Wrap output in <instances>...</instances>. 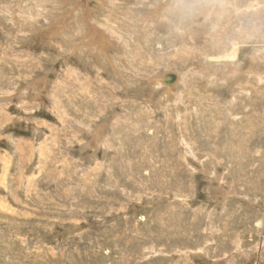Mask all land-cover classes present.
I'll return each instance as SVG.
<instances>
[{"label":"rangeland","instance_id":"1","mask_svg":"<svg viewBox=\"0 0 264 264\" xmlns=\"http://www.w3.org/2000/svg\"><path fill=\"white\" fill-rule=\"evenodd\" d=\"M160 1L0 0V264H264V0Z\"/></svg>","mask_w":264,"mask_h":264},{"label":"bare ground","instance_id":"2","mask_svg":"<svg viewBox=\"0 0 264 264\" xmlns=\"http://www.w3.org/2000/svg\"><path fill=\"white\" fill-rule=\"evenodd\" d=\"M161 7H163L164 9H161ZM172 9L173 8H170L169 6H168V4L164 1V0H162V1H160V3H159V5H157L156 7H155V10H154V12L156 11V12H159V11H161L162 12V17L160 18V19H166V17L169 15V14H171V12H172ZM165 10V11H164ZM201 10V9H200ZM88 18L90 17L89 15L87 16ZM87 18V19H88ZM147 20H148V24H152L153 26H155L156 24H154L155 22H153L152 20H149V17H147L146 18ZM161 21V20H160ZM93 30V29H92ZM94 33H92L93 34V36L91 35L90 36V40L87 42V43H85L83 46H84V49H86L87 48V50H89L90 49V51L91 52H94V53H97V57L98 58H102V59H104V57H106L107 55H106V52H105V42H104V38L100 35L101 34V31L100 30H97V29H94V31H93ZM234 45V50H233V52L230 54V55H226V56H224V59H227V61L228 60H230L231 62H232V60L234 61L235 59H237L238 58V48H237V43L236 44H233ZM83 49V48H82ZM257 59V57H253V60H256ZM169 73H167V74H165L166 75V77H165V75H163V76H161V78L160 79H157V81H155V83H156V85H153V82L151 81L150 83H152V86H154V89H158V88H160V86L162 87L163 85H165L168 89H170L175 83H176V81H177V79H176V81H175V83H169V82H167V80H166V78H167V75H168ZM197 74V73H196ZM258 74V73H257ZM176 75V74H175ZM176 77H177V75H176ZM197 77V76H196ZM199 77V76H198ZM234 77V76H233ZM236 77V76H235ZM255 80H253V81H255V83L256 84H260V83H262V81H263V79H264V73H260L259 75H255ZM195 79V78H194ZM240 79V78H239ZM226 85V84H225ZM152 88V87H151ZM179 110V109H178ZM176 113H177V110H176ZM100 132L101 131H98L97 133H96V135H98L99 136V134H100ZM97 136V137H98Z\"/></svg>","mask_w":264,"mask_h":264},{"label":"water","instance_id":"3","mask_svg":"<svg viewBox=\"0 0 264 264\" xmlns=\"http://www.w3.org/2000/svg\"><path fill=\"white\" fill-rule=\"evenodd\" d=\"M165 77H166V75H165ZM176 79H177V77L174 73H169L167 75V78H166L167 82H169L170 84L175 83Z\"/></svg>","mask_w":264,"mask_h":264}]
</instances>
